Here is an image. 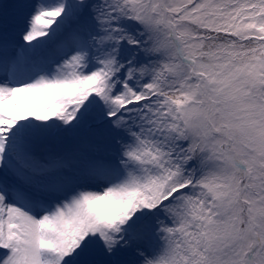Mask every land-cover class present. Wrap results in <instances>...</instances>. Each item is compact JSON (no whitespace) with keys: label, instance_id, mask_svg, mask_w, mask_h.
Listing matches in <instances>:
<instances>
[{"label":"snow or ice","instance_id":"obj_1","mask_svg":"<svg viewBox=\"0 0 264 264\" xmlns=\"http://www.w3.org/2000/svg\"><path fill=\"white\" fill-rule=\"evenodd\" d=\"M0 264H264V0H0Z\"/></svg>","mask_w":264,"mask_h":264},{"label":"rangeland","instance_id":"obj_2","mask_svg":"<svg viewBox=\"0 0 264 264\" xmlns=\"http://www.w3.org/2000/svg\"><path fill=\"white\" fill-rule=\"evenodd\" d=\"M4 2L7 3V4H10V5L14 4V0H4ZM10 10H12V9H10Z\"/></svg>","mask_w":264,"mask_h":264},{"label":"bare ground","instance_id":"obj_3","mask_svg":"<svg viewBox=\"0 0 264 264\" xmlns=\"http://www.w3.org/2000/svg\"><path fill=\"white\" fill-rule=\"evenodd\" d=\"M18 2V0H14V3ZM11 9V8H10ZM9 9V12H11L12 10Z\"/></svg>","mask_w":264,"mask_h":264}]
</instances>
